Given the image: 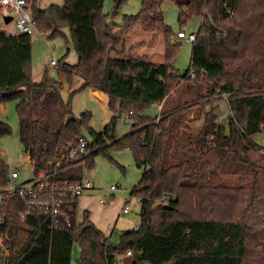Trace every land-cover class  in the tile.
Masks as SVG:
<instances>
[{
    "label": "trees",
    "instance_id": "1",
    "mask_svg": "<svg viewBox=\"0 0 264 264\" xmlns=\"http://www.w3.org/2000/svg\"><path fill=\"white\" fill-rule=\"evenodd\" d=\"M103 1L64 0L62 6L42 9L38 0H26L36 32L52 36L68 26L77 62H61L59 71L68 82L79 76L81 88L107 95L114 115L103 130L88 126V111L78 119L71 116L61 81L46 75L38 83L32 80L31 35L26 33L0 31V103L17 100L22 149L33 175L42 171L50 183L81 181L80 167L91 168L94 154L130 149L135 164L143 167L130 191L139 197L140 222L113 243L89 211L76 222L77 198L63 199L53 216L51 208L40 207L31 196L23 199L4 189L10 168L0 156V237L7 251L0 254V264H72L74 243L80 247L75 264H264V221L254 228L246 220L254 194L249 198L246 186L210 183L219 171L251 175L253 183L258 176L259 163L249 152L258 149L252 137L262 134L264 125V0H174L180 22L201 17L182 76L171 64L180 42L169 40L163 0H141L139 12L124 15L118 25L122 32L138 23L162 32L161 62L112 55L120 36L109 20L112 15L102 12ZM114 1L113 14L123 0ZM181 81L186 82L182 92L176 88ZM172 91L177 92L170 97ZM187 93L198 99L188 100ZM224 93L229 114L221 125L206 106ZM153 103L162 104L159 114H145ZM195 107L203 120L194 131L188 122L199 117L188 118ZM123 113H128L130 129L116 137L115 120ZM85 125L91 142L82 133ZM10 132L0 119V138ZM80 138L87 142L84 153L74 151Z\"/></svg>",
    "mask_w": 264,
    "mask_h": 264
},
{
    "label": "rangeland",
    "instance_id": "2",
    "mask_svg": "<svg viewBox=\"0 0 264 264\" xmlns=\"http://www.w3.org/2000/svg\"><path fill=\"white\" fill-rule=\"evenodd\" d=\"M185 1V0H178ZM51 4L62 6L64 0H38L39 8H46ZM115 7L114 0H104L102 5L103 13H110L109 18L114 23L113 30L120 36V42L113 56L119 57H151L154 60L164 58V43L163 34L159 31H153L143 28L141 23L136 24L128 31L122 32L118 25L123 21L124 15H136L141 7V0H123L117 7L116 13L113 14ZM162 12V21L171 30L169 40L171 42H180L179 49L172 60L173 72L179 76L186 73L191 62L192 42L183 38H178L177 32L179 29L185 34L196 33L201 17L193 16L187 18L185 22L179 21V8L174 0H163L160 4ZM14 22L5 23L3 16L0 13V31H8L14 28ZM159 36L161 41L159 42ZM163 46V49L162 47ZM31 77L36 83L40 82L46 75L48 78H55L62 82L63 87L61 96L64 100H70L73 118L78 119L84 111L90 113L88 126L96 131L103 130L104 126L109 122L114 113L108 108V97L105 94L96 95L90 88H81L83 79L75 76L71 82H68L66 76L59 71V64L67 62L75 64L77 62V54L73 41L70 37L68 26H63L61 32L49 36L34 32L31 35ZM139 53V54H136ZM136 54V55H135ZM55 58L57 65L52 66L50 60ZM192 80V79H191ZM177 86V91H184L185 81H181ZM176 91V92H177ZM176 92L172 91L170 97ZM218 97V96H217ZM216 97V98H217ZM188 100H197L198 96H185ZM204 102V100H202ZM201 101V102H202ZM16 99L9 100L5 103H0V119L6 121L11 126V132L0 138V156L8 164L10 170L16 169L19 177L16 178L17 183L25 182L32 179L33 167L28 158V155L23 151L22 145L18 138V118L15 110ZM160 106L158 103H153L146 107L145 114L154 116L159 113ZM198 107L193 108L189 118L199 117L198 120L191 119L188 124L192 130L198 129L202 124L203 115L198 114ZM206 109H211L218 114L217 121L221 125H226L229 114V107L226 98L221 95L220 99H215ZM194 112V113H193ZM117 114V113H116ZM197 115V116H196ZM115 120V135L121 137L126 134L131 125V121H125L126 113L117 115ZM82 133L85 138L91 142L92 136L87 131L86 125L82 128ZM210 138V137H208ZM264 138V133L252 137V141L258 149L249 152L253 159L259 163L258 176L255 183L251 175L228 174L224 171L216 172L212 175L210 183L226 184L231 186H246L248 189L249 198L254 194V199L251 205V211L247 215V223L254 228L261 227L264 221V146H260L261 139ZM108 154V155H107ZM96 153L93 155V164L91 168L82 165L80 174L83 179L92 182V189L86 191L82 196L92 195V199H102L101 206L94 205L93 208H88L87 204L81 203L76 206V222L80 223L83 219V212L90 210L93 221L98 225L106 228L111 242L116 243L122 231L136 227L140 222V201L136 195H130L131 189L138 183V180L143 172V167H138L134 162V157L130 149L111 148L108 153ZM73 155V154H71ZM73 159V157H71ZM115 185L116 189L111 190L110 186ZM2 189L0 188V191ZM83 197H80L79 201ZM1 200V192H0ZM125 200L129 206L127 213H121V207ZM81 205V206H80ZM87 210V211H88ZM90 218V217H89ZM25 237V232H21L20 241ZM7 254L0 246V254ZM80 247L78 243L72 246L71 263L75 264L79 257ZM122 260V256H118Z\"/></svg>",
    "mask_w": 264,
    "mask_h": 264
},
{
    "label": "built area",
    "instance_id": "3",
    "mask_svg": "<svg viewBox=\"0 0 264 264\" xmlns=\"http://www.w3.org/2000/svg\"><path fill=\"white\" fill-rule=\"evenodd\" d=\"M0 13L2 16H11L10 21L14 22V28L9 29L6 33L10 36H14L21 33L32 35L36 32L34 25L35 19L29 9V5L26 0H0ZM178 38H183L187 41L193 42L196 38L195 33L185 34L184 31L177 32ZM52 66H56L57 62L55 58L50 60ZM189 77L193 79L195 74L191 71ZM225 98L228 97V93H224ZM125 121H129L128 113H126ZM213 138H208V145L213 146ZM86 139L80 138L74 151L78 153H84L86 147ZM34 176V175H33ZM19 177V173L16 169H12L9 172V183L4 188L9 194H19L23 199L27 196H31L34 202L40 207L51 208L53 216L59 214V204L63 199L68 200L72 198H79L86 191L92 189V182L86 179L81 181H62L59 183H50L47 181V176L44 172H38L32 179L25 182L17 183L16 178ZM111 190H115L116 186L111 185ZM139 200V197L137 196ZM128 200L124 201V205L121 208L123 213L129 211L127 204ZM54 221H56L54 219ZM2 237H0V246L2 245ZM130 254V251L126 253V256ZM118 258V257H117Z\"/></svg>",
    "mask_w": 264,
    "mask_h": 264
},
{
    "label": "crops",
    "instance_id": "4",
    "mask_svg": "<svg viewBox=\"0 0 264 264\" xmlns=\"http://www.w3.org/2000/svg\"><path fill=\"white\" fill-rule=\"evenodd\" d=\"M161 36H159V42L161 41ZM162 47V49H163V46H161ZM136 54H139V53H136ZM135 54V55H136ZM119 57V56H118ZM133 57H136V56H133ZM119 58H124V59H127L126 57H119ZM144 58V57H143ZM145 59L146 60H148V61H151V62H161L162 60H163V58L162 57H160V59L159 60H154V59H152L151 57H145ZM160 107H162V104H158ZM161 109V108H160ZM160 112V111H159ZM159 114V113H158ZM157 115V114H156ZM261 144H259L260 146H264V138H262L261 139ZM80 197H83L82 198V200L83 201H79L80 199ZM79 198H78V204H82V205H84V203H86L87 204V207L88 208H93L92 206H94V205H97V206H101V203H103V200L100 198V199H92V195H86V196H80ZM77 204V205H78ZM124 205V203L122 204V206ZM81 206V205H80ZM122 208V207H121ZM88 210V209H87ZM89 211V217H90V219L92 220L93 219V216L91 217V214H90V210H88ZM121 213H123L122 211H121ZM93 221V220H92ZM93 223L99 228V229H101L106 235H108L107 233V231H106V228H104V227H102V226H98L94 221H93ZM138 226V225H137ZM136 226V227H137ZM135 228V227H134Z\"/></svg>",
    "mask_w": 264,
    "mask_h": 264
},
{
    "label": "water",
    "instance_id": "5",
    "mask_svg": "<svg viewBox=\"0 0 264 264\" xmlns=\"http://www.w3.org/2000/svg\"><path fill=\"white\" fill-rule=\"evenodd\" d=\"M10 19H11V16H3V20L5 23H8L10 21ZM94 93L96 95H100L99 91H97V90H94ZM262 129H263V133H264V125H263ZM53 161H56V157H54ZM164 207L169 208L170 206L168 204H165Z\"/></svg>",
    "mask_w": 264,
    "mask_h": 264
}]
</instances>
